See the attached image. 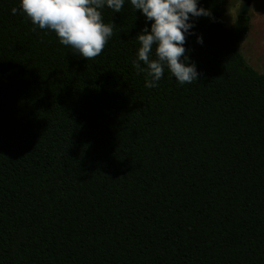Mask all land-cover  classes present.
<instances>
[{
  "label": "trees",
  "instance_id": "trees-1",
  "mask_svg": "<svg viewBox=\"0 0 264 264\" xmlns=\"http://www.w3.org/2000/svg\"><path fill=\"white\" fill-rule=\"evenodd\" d=\"M223 4L186 36L197 81L146 88L128 0L88 60L0 0V264H264V73Z\"/></svg>",
  "mask_w": 264,
  "mask_h": 264
},
{
  "label": "clouds",
  "instance_id": "clouds-1",
  "mask_svg": "<svg viewBox=\"0 0 264 264\" xmlns=\"http://www.w3.org/2000/svg\"><path fill=\"white\" fill-rule=\"evenodd\" d=\"M128 2L146 21L136 35L140 46L132 61L137 74H144L145 87H157L165 69L180 85L197 81V67L187 54L185 41L194 34L195 18L210 16L209 10L199 6V0ZM124 4L125 0H19V10L32 25L55 33L61 45L88 60L100 55L113 35V24L104 23L102 10L106 7L120 13ZM17 11L11 9L12 14ZM196 40L203 43L201 35Z\"/></svg>",
  "mask_w": 264,
  "mask_h": 264
},
{
  "label": "rangeland",
  "instance_id": "rangeland-1",
  "mask_svg": "<svg viewBox=\"0 0 264 264\" xmlns=\"http://www.w3.org/2000/svg\"><path fill=\"white\" fill-rule=\"evenodd\" d=\"M223 16L226 26H232L238 16L243 0H223ZM250 29L240 44L247 63L264 73V0H252Z\"/></svg>",
  "mask_w": 264,
  "mask_h": 264
},
{
  "label": "water",
  "instance_id": "water-1",
  "mask_svg": "<svg viewBox=\"0 0 264 264\" xmlns=\"http://www.w3.org/2000/svg\"><path fill=\"white\" fill-rule=\"evenodd\" d=\"M251 6H252V0H243V3L241 5V8L239 9L238 14L245 16L250 15Z\"/></svg>",
  "mask_w": 264,
  "mask_h": 264
}]
</instances>
